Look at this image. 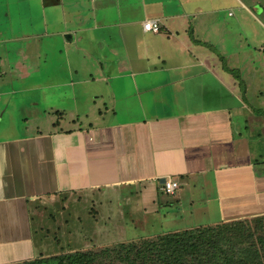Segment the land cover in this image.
Listing matches in <instances>:
<instances>
[{"label": "crops", "instance_id": "0c3cea01", "mask_svg": "<svg viewBox=\"0 0 264 264\" xmlns=\"http://www.w3.org/2000/svg\"><path fill=\"white\" fill-rule=\"evenodd\" d=\"M227 8L221 0H0V80L20 85L10 92L16 107L45 116L32 135L0 144V204L10 202L18 231L3 241L0 264L36 258L29 203L46 198L132 188L143 209L161 215L164 233L264 215L256 132L264 121L249 105L237 114L248 88L240 91L211 39L224 36ZM150 20L158 33L144 29ZM9 47L17 49L10 59ZM167 179L179 183L174 195L161 189Z\"/></svg>", "mask_w": 264, "mask_h": 264}, {"label": "rangeland", "instance_id": "374dc122", "mask_svg": "<svg viewBox=\"0 0 264 264\" xmlns=\"http://www.w3.org/2000/svg\"><path fill=\"white\" fill-rule=\"evenodd\" d=\"M221 2L229 4V8L220 11L221 19L226 20L228 28L222 37H219V33L213 34L212 43L219 51L216 52L217 55H221V62L225 63L234 77L238 76L236 78L242 81V87L248 88L247 97L242 98L244 103L240 98L235 102L239 107L237 114L245 117L242 108L249 105L259 115L264 112V0ZM16 50H10L9 47L5 54L9 55V59L13 58L17 54ZM238 84L240 85L239 81ZM19 87L8 78L0 80V144L32 135L38 129L39 119L45 117L41 110H34L27 103L16 107L19 106V94L15 96L10 92ZM5 105L8 106L6 112L3 110ZM55 117L57 118L56 114ZM258 118L264 121V115H259ZM256 126L262 127L256 132L260 135V138L257 136L261 147L259 151L264 155V126ZM39 127L42 129L43 125ZM3 195L5 194L0 192V197H5ZM64 196L66 199L46 198L37 202V205L29 203L30 232L36 257L98 250L120 242L151 239L154 235L167 231L161 224V215L151 212L149 207H144L147 211L144 210L139 205L137 191L134 192L132 188L107 189L94 196L90 193ZM4 204L8 206L5 214L2 210ZM9 206L10 202L0 204V213L4 215L3 218L0 217V239L4 237L0 240V251L6 238H11V234H14L13 237L18 234V231L13 233L11 226L17 213ZM169 226L173 227L174 223L170 221ZM3 256V252H0V260Z\"/></svg>", "mask_w": 264, "mask_h": 264}, {"label": "trees", "instance_id": "16d2710c", "mask_svg": "<svg viewBox=\"0 0 264 264\" xmlns=\"http://www.w3.org/2000/svg\"><path fill=\"white\" fill-rule=\"evenodd\" d=\"M10 264H264V215Z\"/></svg>", "mask_w": 264, "mask_h": 264}, {"label": "built area", "instance_id": "2783aa9c", "mask_svg": "<svg viewBox=\"0 0 264 264\" xmlns=\"http://www.w3.org/2000/svg\"><path fill=\"white\" fill-rule=\"evenodd\" d=\"M144 29L146 31H152L154 33H158L160 31V24L156 20L147 21L144 24ZM162 191L168 195H174L176 191L179 189V183L173 179H167L161 186Z\"/></svg>", "mask_w": 264, "mask_h": 264}, {"label": "water", "instance_id": "95a60500", "mask_svg": "<svg viewBox=\"0 0 264 264\" xmlns=\"http://www.w3.org/2000/svg\"><path fill=\"white\" fill-rule=\"evenodd\" d=\"M65 38H66V39H69V38H71V36L67 34V35L65 36ZM164 182H165V181H163V183H164Z\"/></svg>", "mask_w": 264, "mask_h": 264}]
</instances>
